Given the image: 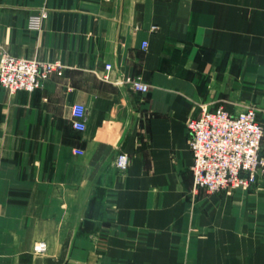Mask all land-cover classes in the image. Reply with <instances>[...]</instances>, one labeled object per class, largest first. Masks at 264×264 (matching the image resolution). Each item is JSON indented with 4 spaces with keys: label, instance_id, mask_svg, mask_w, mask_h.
Wrapping results in <instances>:
<instances>
[{
    "label": "crops",
    "instance_id": "obj_1",
    "mask_svg": "<svg viewBox=\"0 0 264 264\" xmlns=\"http://www.w3.org/2000/svg\"><path fill=\"white\" fill-rule=\"evenodd\" d=\"M0 50L63 66L0 86V264H264V180L196 187L186 125L254 106L264 127V0H0Z\"/></svg>",
    "mask_w": 264,
    "mask_h": 264
},
{
    "label": "built area",
    "instance_id": "obj_2",
    "mask_svg": "<svg viewBox=\"0 0 264 264\" xmlns=\"http://www.w3.org/2000/svg\"><path fill=\"white\" fill-rule=\"evenodd\" d=\"M47 10L42 9L28 19L31 29L39 30ZM109 70L111 64H106ZM63 66L59 61H42L17 57L0 50V86L8 92L32 91L43 85L52 74L61 75ZM119 83L128 85L141 93L149 85L139 77L121 78ZM257 108L249 106L238 113H230L222 106L204 110L190 118L188 145L192 155L190 171L196 187L208 193L222 190H248L258 178L264 180V127L257 119ZM72 126L78 131L85 128V108L81 104L71 107ZM76 153H82L76 149ZM129 156L119 152L115 166L126 170ZM44 242L35 243L33 250L43 252Z\"/></svg>",
    "mask_w": 264,
    "mask_h": 264
},
{
    "label": "rangeland",
    "instance_id": "obj_3",
    "mask_svg": "<svg viewBox=\"0 0 264 264\" xmlns=\"http://www.w3.org/2000/svg\"><path fill=\"white\" fill-rule=\"evenodd\" d=\"M34 252V254H37L35 251H33Z\"/></svg>",
    "mask_w": 264,
    "mask_h": 264
}]
</instances>
